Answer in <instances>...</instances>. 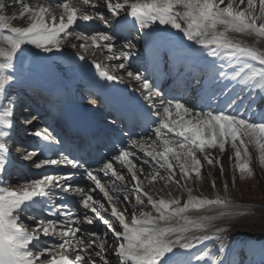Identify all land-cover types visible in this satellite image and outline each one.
<instances>
[{"label":"snow or ice","instance_id":"6c2138e0","mask_svg":"<svg viewBox=\"0 0 264 264\" xmlns=\"http://www.w3.org/2000/svg\"><path fill=\"white\" fill-rule=\"evenodd\" d=\"M239 4L245 7H239L235 0H228L226 4L225 0H81L82 6L76 7L69 0H64L58 4L62 9L59 18L44 5L31 6L23 0L7 5L8 8H22V15H27L29 23L24 27H11L8 18L0 15V96H4L8 104L0 111V174L14 167L10 152L11 129L14 127L11 117L18 98H10L6 94V86L23 83L26 72L30 71L22 64L19 67L14 64L19 59L18 54H23L22 46L32 45L44 53L59 52L63 43L61 34L64 37L71 35L69 29L77 25L78 21H99L109 27L113 24V18H116V29L119 30L127 26L129 17L132 18L133 28L138 26L143 32L146 44L158 42L159 46L155 50L150 48L157 65L164 56L177 60V49L170 46L172 37L163 29L158 31L160 25L170 26L183 33L188 41L202 46L207 57L215 61L222 54H226L230 61H239L240 66L233 71L230 79L237 81L239 78L238 82L248 86L251 99L249 108L255 107L261 114L258 122L238 114L235 106L240 97L233 98L218 111H197L176 97L165 98L149 77L132 68L130 61L137 54L136 44L129 40L122 45L127 51L116 54L113 52L114 36L104 31L97 32L90 37L91 47L106 48L111 54L108 60L120 61L112 64L111 69L124 70L138 84L137 91L148 109L155 111L157 122L151 131H154L156 141H159V150L156 141L147 147L143 141H131V147L138 146L144 153L145 158L141 163L148 164L150 158L159 169H166L168 175L160 178L167 180L175 179L178 167L181 178L187 180L192 173L200 176L202 163L197 153L202 154L203 160L211 165L214 161L220 162V155L213 156L210 150L223 154L230 148L240 173L252 174L250 144L255 146L259 162L264 164V51L244 46L230 39L227 33H243L264 39V0H239ZM85 6L91 11L86 10ZM5 7L0 3V11ZM83 38L76 36L77 40ZM72 47H76V44L73 43ZM80 47L87 48L88 45L81 43ZM181 47L191 51L186 45L181 44ZM79 59L84 60V57L80 56ZM251 62H258L261 67L258 69ZM90 63L101 78L123 83L122 77L112 74L109 68L95 60ZM225 68L223 63L218 68L214 62L203 65L204 72L213 84L229 80ZM227 93V87L219 93L210 90L204 103H219V98ZM33 135L48 142L44 151H48L49 144L56 139L46 127L35 131ZM22 147L28 159L38 157L41 151L38 148ZM132 155L129 151L120 150L113 158L130 173L131 181L134 182L131 189L123 184L125 176L113 168L111 160L103 162L99 169H93L86 162L63 152L57 158L48 156L34 160L35 168L56 165L81 170L93 187L85 191L80 185H73L77 173L70 170L30 179L18 191L0 188V264H110V257L106 253L109 236L112 237L111 256L117 258L118 264H193V261L201 264L206 260H210L211 264H228L226 258L208 250L197 254H191L190 250L204 241H221L217 251L225 252L222 235L228 229L212 222L232 216L234 212L231 210L235 207L233 202L219 196L215 199L194 198L191 190H188L189 199L183 205L178 199L155 200L143 191V181L137 175ZM101 173L104 177L110 174L115 178L111 187L101 182ZM158 175V172L152 175V180H156ZM116 181L121 183L117 185ZM176 183L180 181L176 180ZM97 190L110 207L109 218H105L99 211L104 209L107 212L108 209L92 194ZM121 192L124 193L125 207L133 195L137 205L144 204L142 197H146L156 215L141 212L138 218L133 213L129 221L113 203L114 199L119 200ZM61 193L79 195L82 215H77V209L69 204L56 203V200L64 198ZM38 204L47 206L48 216L56 217L58 214L63 219H37L35 215L28 214L29 206ZM96 205H99V209ZM208 208L218 209L217 214L188 215L190 210ZM25 214L28 220L35 221L34 225L22 222L21 217ZM81 221L88 225L99 221L106 230L103 233L89 231L80 226ZM212 228L215 231L211 235L207 234ZM197 232L204 234L195 235ZM41 235L58 238L60 242L41 241ZM178 249L183 250L179 255Z\"/></svg>","mask_w":264,"mask_h":264},{"label":"bare ground","instance_id":"6f19581e","mask_svg":"<svg viewBox=\"0 0 264 264\" xmlns=\"http://www.w3.org/2000/svg\"><path fill=\"white\" fill-rule=\"evenodd\" d=\"M23 2L25 4H36V5H44L46 6V3L41 2L39 0H23ZM33 2V3H32ZM0 3H3L4 5H12L14 3H17V0H0ZM79 6H82L81 3L78 4ZM33 6V5H32ZM8 8V7H7ZM22 8L20 7H12L10 8V10H4V16H8V14L10 13H16L17 16H19L22 19V26H27V24L29 23V18L27 17L26 14L22 15ZM220 30H223L222 28ZM227 36L230 39H233L235 41H238L240 43H242V45L247 46V47H252V48H259L258 45H262L264 46V39H257L254 35L253 36H249L247 34H243V33H233V32H228ZM192 45H195L194 42L191 41ZM61 46H64V42L62 43ZM24 51L23 54H18L19 55V59L14 61V64L19 67L21 64L23 65V63L26 61L27 64H31V62L35 63L37 66H40L43 69H49V66H52V64L48 61V57L50 55H55V56H63L66 54L65 51H59V52H52V53H44L38 49H35L34 46L32 45H27V46H22ZM209 47H214V46H209ZM260 49V48H259ZM264 51V50H261ZM201 52L206 54L203 47L201 46ZM75 56H78V53L74 54ZM31 61V62H30ZM212 61L214 62V58H212ZM223 63L226 65L225 70L229 73V72H233L234 70H237L240 66V62L239 61H230L226 54H222L221 57L219 58V60L217 61V64ZM10 85L6 86V89L9 87ZM4 96H0V111L3 110L4 106L2 103V99ZM157 180L161 181L160 178ZM165 187H168L167 183H164ZM188 201V199H187ZM240 208L239 207H234L231 211L234 212V215L237 214V212H240ZM254 212H250V217L248 219L244 218L241 219V222L244 224H235L229 228H227V232L224 233L222 235V242L224 244V248H227V250L233 248L235 245H237L238 243H240L241 241H244L247 238H250V236L255 235L254 239H260L262 240L264 238V232H262L261 234H257V232H255L254 230L256 228H253L254 226H256L258 229V224L264 223V218L262 217V214L259 212V210H253ZM218 212V209L216 208H208V209H199V210H190L188 215L189 216H197V215H216ZM251 216H257L259 218H255ZM231 217V216H230ZM229 218V217H228ZM218 220V219H217ZM213 221L212 223L215 224V222L217 221ZM212 231H215L214 228L211 229V231H209L207 234L211 235ZM204 233H200L199 235H202ZM196 235V233H195ZM247 236V237H246ZM257 236V237H256ZM221 241H204L203 243L197 245V247L191 249V254H197L199 252H201L202 250H208L209 252H215L217 250V247L220 245ZM183 250H177V254L179 255ZM220 254L221 257H223L224 253H217ZM205 262H207V264H211L210 260H206ZM205 262H201V264H205ZM196 262L193 261V264H195Z\"/></svg>","mask_w":264,"mask_h":264},{"label":"rangeland","instance_id":"374dc122","mask_svg":"<svg viewBox=\"0 0 264 264\" xmlns=\"http://www.w3.org/2000/svg\"><path fill=\"white\" fill-rule=\"evenodd\" d=\"M81 43H78L77 46H79ZM257 155H258V158H254V157H251V164H250V167L251 168H254V170H259L264 168V164H261L260 162V166L258 163V159H259V153L257 151ZM253 156H256V155H253ZM224 157H226L225 154H221L220 155V162H223V160L225 159ZM224 166L226 167V170H227V173L231 174L232 173V170H234L233 168H235V172L237 173V176H235V185L236 187L238 186H244V184L246 185H249V187L251 189H256L257 187H263V184L259 181H257L258 179H246V180H243V176L244 174H241L238 167H237V164H236V160H232L231 162H225L224 163ZM216 167H217V163L215 162L214 163V170H216ZM192 175L194 176L195 173H192ZM200 175L202 176H199L200 178V181L199 183L198 182H195L194 183V186L197 190H202L203 188L204 189H207L208 186H210L211 184V181L210 180H207L206 179V174L203 173V172H200ZM226 179H228V176L225 175ZM241 178V179H240ZM216 182L218 183H222V180H221V176L218 177V179H215ZM243 182V183H242ZM259 197V196H258ZM260 198V197H259ZM260 205H257V204H253L254 206H257V207H260V208H263L264 209V200H262V203H259ZM263 228V227H262Z\"/></svg>","mask_w":264,"mask_h":264}]
</instances>
